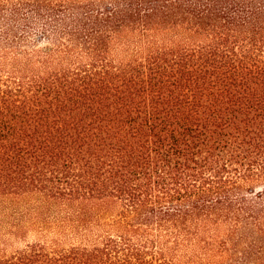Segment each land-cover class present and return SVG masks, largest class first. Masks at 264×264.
Here are the masks:
<instances>
[{
  "label": "trees",
  "instance_id": "1",
  "mask_svg": "<svg viewBox=\"0 0 264 264\" xmlns=\"http://www.w3.org/2000/svg\"><path fill=\"white\" fill-rule=\"evenodd\" d=\"M0 264H264V0H0Z\"/></svg>",
  "mask_w": 264,
  "mask_h": 264
}]
</instances>
